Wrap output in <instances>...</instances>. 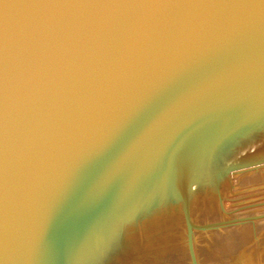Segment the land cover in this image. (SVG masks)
<instances>
[{
	"label": "water",
	"instance_id": "water-1",
	"mask_svg": "<svg viewBox=\"0 0 264 264\" xmlns=\"http://www.w3.org/2000/svg\"><path fill=\"white\" fill-rule=\"evenodd\" d=\"M260 4L35 0L30 32L0 34V264H115L179 187L189 239L190 185L264 144Z\"/></svg>",
	"mask_w": 264,
	"mask_h": 264
},
{
	"label": "rangeland",
	"instance_id": "rangeland-1",
	"mask_svg": "<svg viewBox=\"0 0 264 264\" xmlns=\"http://www.w3.org/2000/svg\"><path fill=\"white\" fill-rule=\"evenodd\" d=\"M242 162L245 165L216 188L210 183L201 190L190 185L189 215L195 225L190 241L177 199L178 182L176 199L168 196L146 216L121 228L123 243L115 264H264V144ZM173 199L177 212L171 215ZM228 229L232 248L227 244ZM171 234L178 236L174 246L167 241Z\"/></svg>",
	"mask_w": 264,
	"mask_h": 264
},
{
	"label": "snow or ice",
	"instance_id": "snow-or-ice-1",
	"mask_svg": "<svg viewBox=\"0 0 264 264\" xmlns=\"http://www.w3.org/2000/svg\"><path fill=\"white\" fill-rule=\"evenodd\" d=\"M21 11L14 17L10 18L5 12H0V34L7 35L10 28L16 29L21 33L27 34L34 27V20L31 11L28 9L34 6L35 0H18ZM5 0H0V6L4 5ZM261 7H264V0H261ZM121 133L114 134L113 143L119 138Z\"/></svg>",
	"mask_w": 264,
	"mask_h": 264
},
{
	"label": "bare ground",
	"instance_id": "bare-ground-1",
	"mask_svg": "<svg viewBox=\"0 0 264 264\" xmlns=\"http://www.w3.org/2000/svg\"><path fill=\"white\" fill-rule=\"evenodd\" d=\"M175 194H169V196H170V198H174V199H176V197L174 196ZM191 195H193V194H191ZM173 196V197H172ZM191 198H192V196H191ZM174 199H173V204H172V206H171V209L169 210V212L171 213V215H172V211H176V202L174 201ZM212 205V204H211ZM193 208H194V206H193ZM209 208V207H208ZM212 208V207H211ZM208 210V209H207ZM211 210V209H210ZM177 212V211H176ZM190 216V215H189ZM261 223V222H260ZM194 224V223H193ZM264 225V224H263ZM229 231H228V234L226 235V237L228 238V241H230L231 240V242H227V244H228V246H231V244H233V236H232V238H231V231L232 230H230V229H228ZM245 230V229H244ZM262 231V230H261ZM225 232H227V231H225ZM224 232V233H225ZM241 232V231H240ZM239 232V233H240ZM243 232V231H242ZM234 233V232H233ZM237 233V232H236ZM220 235V234H219ZM222 235V234H221ZM235 236V235H234ZM223 237V236H222ZM226 237H224V238H226ZM177 239H178V236H176V235H174V234H171L170 235V237L167 239V241H169V243H170V245H173L174 246V244L173 243H175V241H177ZM216 240V239H215ZM219 240H222L221 238L219 239ZM235 242V241H234ZM176 244V243H175ZM215 245V244H214ZM231 248H232V246H231ZM260 249V248H259ZM172 251H173V249H172ZM217 251V250H216ZM174 253H175V251H173ZM173 254V253H172ZM176 255V253L174 254V256ZM220 255V254H219ZM246 257V256H245ZM176 260V259H175ZM244 260H246V259H244ZM242 260H240V262H241ZM249 260H247V262H248ZM236 263V262H235ZM244 264H246V262H244Z\"/></svg>",
	"mask_w": 264,
	"mask_h": 264
}]
</instances>
